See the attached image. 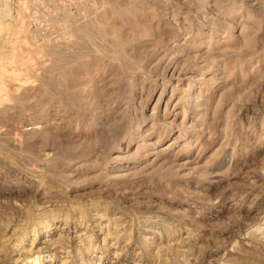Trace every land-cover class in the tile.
Wrapping results in <instances>:
<instances>
[{
    "label": "rangeland",
    "instance_id": "obj_1",
    "mask_svg": "<svg viewBox=\"0 0 264 264\" xmlns=\"http://www.w3.org/2000/svg\"><path fill=\"white\" fill-rule=\"evenodd\" d=\"M36 5L0 22V264H264V0Z\"/></svg>",
    "mask_w": 264,
    "mask_h": 264
},
{
    "label": "built area",
    "instance_id": "obj_2",
    "mask_svg": "<svg viewBox=\"0 0 264 264\" xmlns=\"http://www.w3.org/2000/svg\"><path fill=\"white\" fill-rule=\"evenodd\" d=\"M48 0H29L30 2V8H29V14L32 18L36 16V11H37V2H45ZM17 0H0V22L4 18L5 15V6L9 7L10 9H15L14 6H16ZM16 12H18V9H16ZM31 18V19H32ZM35 24V22H33ZM49 24V23H48Z\"/></svg>",
    "mask_w": 264,
    "mask_h": 264
}]
</instances>
